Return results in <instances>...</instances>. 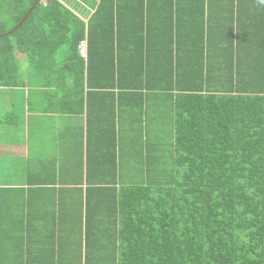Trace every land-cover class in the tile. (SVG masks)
Segmentation results:
<instances>
[{
  "label": "trees",
  "instance_id": "16d2710c",
  "mask_svg": "<svg viewBox=\"0 0 264 264\" xmlns=\"http://www.w3.org/2000/svg\"><path fill=\"white\" fill-rule=\"evenodd\" d=\"M37 1L0 0V88L53 89L70 115L100 99L113 118L97 123L101 141H88L67 189L86 234L79 240L71 226L68 250L84 246L85 264H264V3L252 24L240 19L230 57L202 46L192 68L199 51L184 58V42L155 46L161 35L178 39L189 0H41L10 34ZM194 1L203 12L209 0ZM170 59L177 65L161 70ZM126 96L132 115L159 110L173 129L127 139L115 118Z\"/></svg>",
  "mask_w": 264,
  "mask_h": 264
},
{
  "label": "crops",
  "instance_id": "0c3cea01",
  "mask_svg": "<svg viewBox=\"0 0 264 264\" xmlns=\"http://www.w3.org/2000/svg\"><path fill=\"white\" fill-rule=\"evenodd\" d=\"M259 5L256 0H209L203 13L200 1H185L181 5L183 22L178 39L175 32L167 37L161 35L155 46L168 51L184 42L181 50L184 58L189 50L191 55L199 51V60H190L192 68L200 66L202 46L210 49L208 54L213 58L230 57L231 44H239L240 19L252 24L254 8ZM202 14L204 21H200ZM21 61L27 71V60ZM210 61L213 67L223 64L214 65L211 58ZM165 62L159 61L161 70L177 65L171 59ZM227 70L233 69L229 66ZM51 93L53 89L42 90L40 85L31 83L17 90L0 88V264H53L58 256L57 248L61 264H85L84 246L83 254L80 248L68 250L74 238L71 226L77 227L78 239H84L86 234L76 217L78 207L70 206L77 194L67 189L76 182L74 176L80 162L87 161L88 141H101L97 123L101 126L103 119L108 122L113 118L112 113L101 114L107 107L100 99L90 102L93 105L89 113H62ZM125 98L119 113L116 107L115 118L127 139L133 140L137 135H166L173 129V115L159 110L151 111L150 115H141L140 111L139 115H132L128 107L133 101L128 96ZM149 104H155L156 108L165 106L158 100ZM97 136L100 138L95 139Z\"/></svg>",
  "mask_w": 264,
  "mask_h": 264
},
{
  "label": "built area",
  "instance_id": "2783aa9c",
  "mask_svg": "<svg viewBox=\"0 0 264 264\" xmlns=\"http://www.w3.org/2000/svg\"><path fill=\"white\" fill-rule=\"evenodd\" d=\"M87 46L88 45L86 41L82 42L79 46V53L83 59H87Z\"/></svg>",
  "mask_w": 264,
  "mask_h": 264
},
{
  "label": "water",
  "instance_id": "95a60500",
  "mask_svg": "<svg viewBox=\"0 0 264 264\" xmlns=\"http://www.w3.org/2000/svg\"><path fill=\"white\" fill-rule=\"evenodd\" d=\"M41 0H38L36 2V4L34 5V7L31 9V11L26 15V17L23 19V21L14 29V31H12L10 34H12L13 32L17 31L28 19V17L30 16V14L32 13V11L34 10L35 6L40 2Z\"/></svg>",
  "mask_w": 264,
  "mask_h": 264
},
{
  "label": "rangeland",
  "instance_id": "374dc122",
  "mask_svg": "<svg viewBox=\"0 0 264 264\" xmlns=\"http://www.w3.org/2000/svg\"><path fill=\"white\" fill-rule=\"evenodd\" d=\"M86 1H88V3L90 2V0H86ZM58 61H59V59H58ZM23 69H24V67H22ZM25 70V69H24Z\"/></svg>",
  "mask_w": 264,
  "mask_h": 264
},
{
  "label": "clouds",
  "instance_id": "9594fccd",
  "mask_svg": "<svg viewBox=\"0 0 264 264\" xmlns=\"http://www.w3.org/2000/svg\"><path fill=\"white\" fill-rule=\"evenodd\" d=\"M260 2L264 3V0H260Z\"/></svg>",
  "mask_w": 264,
  "mask_h": 264
}]
</instances>
